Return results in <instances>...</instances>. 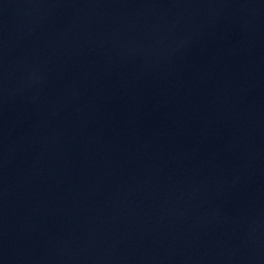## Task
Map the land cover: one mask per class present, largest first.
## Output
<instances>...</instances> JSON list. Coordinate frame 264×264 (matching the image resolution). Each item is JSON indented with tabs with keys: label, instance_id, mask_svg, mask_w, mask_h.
I'll use <instances>...</instances> for the list:
<instances>
[{
	"label": "water",
	"instance_id": "obj_1",
	"mask_svg": "<svg viewBox=\"0 0 264 264\" xmlns=\"http://www.w3.org/2000/svg\"><path fill=\"white\" fill-rule=\"evenodd\" d=\"M0 264H264V0H0Z\"/></svg>",
	"mask_w": 264,
	"mask_h": 264
}]
</instances>
